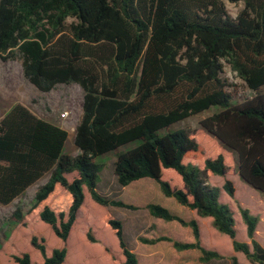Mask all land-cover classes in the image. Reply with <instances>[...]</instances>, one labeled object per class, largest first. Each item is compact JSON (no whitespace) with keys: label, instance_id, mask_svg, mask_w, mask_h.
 I'll use <instances>...</instances> for the list:
<instances>
[{"label":"trees","instance_id":"1","mask_svg":"<svg viewBox=\"0 0 264 264\" xmlns=\"http://www.w3.org/2000/svg\"><path fill=\"white\" fill-rule=\"evenodd\" d=\"M225 2L243 3L236 18ZM20 60L24 79L40 93L77 85L81 116L74 131L77 156L63 153L68 134L22 104L0 120V205L7 206L45 176L30 207L11 214L14 229L0 249L12 264H35L28 253L13 254L14 233L32 222L47 225L66 244L86 193L102 208L136 209L97 191L96 159L115 152L113 175L120 187L150 179L166 197L228 237L233 252L249 264H264L256 241L257 216L238 208L249 243L236 240L233 210L220 192L233 197L230 177L264 195V0H0V60ZM224 63L254 96L233 103ZM211 108L220 111L199 128H169ZM164 132V133H162ZM134 148L117 153L122 146ZM222 177L221 188L208 180ZM151 217L183 221L148 204ZM104 224L118 241L116 264H137L126 246L122 223L107 214ZM194 243L173 242L179 251L197 249L202 263L225 253L199 244L195 220L187 224ZM90 243L95 234L84 230ZM37 264H64L66 249L45 247L28 236ZM170 241L168 239H163ZM231 264L238 263L230 257Z\"/></svg>","mask_w":264,"mask_h":264},{"label":"rangeland","instance_id":"2","mask_svg":"<svg viewBox=\"0 0 264 264\" xmlns=\"http://www.w3.org/2000/svg\"><path fill=\"white\" fill-rule=\"evenodd\" d=\"M225 7L228 15L232 18H236L238 13L243 9V3L239 2L232 4L225 2ZM223 72V77L231 85L228 90L233 93V103H240L254 96V92L247 89L244 82L240 80L225 63ZM260 92L264 93V87L261 88ZM81 102L82 92L77 85H58L49 93H40L24 79L20 60L17 59L15 61L6 62L0 60V117L13 105L22 104L49 123L54 124L55 118L56 121L60 123L56 126L65 130L68 134L63 153L70 156H76L80 153L74 145L72 130L75 128V125L81 116ZM218 111H220V109L211 108L201 114L191 116L183 121L173 124L169 128V131H175L182 128H199V124L203 119L210 117ZM63 113H66V115L64 118H61V114ZM137 145L138 142H133L122 146L118 149L117 153L128 151ZM115 160V152L108 153L96 159V163L101 167L98 175L99 182L97 185V190L101 194L110 196L114 193L116 188H119L120 190V186L113 175V165ZM47 178L48 176L42 178L11 204L7 206L0 205V249L5 244L15 226L11 219L12 212L17 207L26 211L33 202L34 193L37 187L47 181ZM229 181L232 182L234 188L233 197H229L224 191H221L219 198L220 201L227 204L233 210L236 220L240 219L238 211L239 207L249 210L251 215L262 213V216L260 217L259 234L257 237L260 245L264 248V211L262 210L264 209V195L254 191L250 186L245 184L238 177L236 167L234 175L230 177ZM208 183L212 186L221 188L224 180L222 177H213L208 180ZM141 186H145L148 189H143L141 192ZM116 199L124 204L130 205H143L151 199L150 201L152 204L161 206L174 214H182L181 209L183 207L179 205L174 198L166 197L155 181L150 179H142L131 183L119 193ZM146 206H138L135 207L136 209L134 210L114 207L102 208L94 204L91 201L90 196L86 193L84 205L66 244L56 238L47 225L40 222H32L28 229L17 230L14 233L13 246L7 247L5 251L13 254H19L20 252L28 253L32 262L37 264L40 260V256L32 247H30L27 240L28 236L35 235L42 237L45 240V247L48 252L52 249L65 247L66 257L64 264H116L117 261L113 260L111 255L104 251L105 248H108L112 255L121 257V250L116 237L104 224V217L109 214L113 219L122 223L123 237L127 248L135 249L137 251V255L135 256L136 263L148 264L151 259L147 258V256L144 257L145 252L154 249H162L169 254L172 252L173 247L172 245L159 240L158 242L160 243L150 241L153 243L154 247H152L153 245L147 244L150 243L147 238L149 235L159 234L161 232H159L160 230L156 227H151L155 221L153 220V217L149 215ZM136 218L142 222V225L139 224V226H137ZM196 218L198 220L201 243L207 246H212L218 251L225 253V256L222 259H217L216 261L224 260L226 258L230 260L228 252H233L230 239L219 234L212 228L210 218H201L198 216ZM157 221L162 223L167 222L161 219H157ZM176 222L179 226L177 229L180 232H184L185 230L189 231L190 234L187 236V241H193L194 237L190 227L187 229L183 223ZM239 222L241 225L237 222L236 228L238 232L236 240L243 242V240L246 239V242L249 243L241 219ZM88 226L95 234L97 240L96 243H90L85 237L84 230ZM138 232L142 233V237L136 238V233ZM162 232L167 236L170 234L165 230ZM240 258L242 261L241 263L246 262L242 254ZM173 260L168 258L165 262H162V264H172ZM0 264H12L5 258V252H2L0 255Z\"/></svg>","mask_w":264,"mask_h":264},{"label":"crops","instance_id":"3","mask_svg":"<svg viewBox=\"0 0 264 264\" xmlns=\"http://www.w3.org/2000/svg\"><path fill=\"white\" fill-rule=\"evenodd\" d=\"M5 113L0 117V120L5 115ZM33 114H35V113H33ZM35 115L37 117H39V118H42V117L38 116L37 114H35ZM42 119H44V118H42ZM54 124L57 125V124H60V123H58L56 121V119L54 118ZM75 127H76V125H75ZM74 131H75V128L72 130V132H73V139H74ZM127 187H124V188H127ZM124 188L123 187H120V190H119V188H116V190L114 191V193L112 195H110V196L104 195V194H101V193L100 194L101 195H104V196H107V197H110V198H112L113 196H115L112 199L115 198V200H117L116 199L117 196L119 195L120 192H122L124 190ZM141 189H142L141 190V192H142L143 189H148V188L145 187V186H141ZM150 200L147 201L146 203H144L143 205H132V206H134V207L146 206V205H148V204L151 203ZM128 205H130V204H128ZM110 208H112V207H110ZM181 210H182V214H179V213L174 214L172 212L171 213L174 214L175 216L179 217L183 221V224H184V226H186L187 229L189 228V226L187 224L189 223L190 220H195L197 222V224H198V220L196 218L197 216H196V214H195L194 211L188 210L185 207H183ZM262 210L264 211V209H262ZM253 216H257L259 218V222H258L257 227H256V236H255L256 241L259 243V240H258V237L257 236L259 234L260 217L262 216V213H255ZM153 220L155 222L153 223V225L151 227H156L157 229L160 230L159 232H161V233L149 235V237H147L148 238V241L149 242L150 241H156V243H160V242H158V240H159V241H162L164 243H168V244L172 245L173 248H172V252H170L169 254L165 250H162V249L161 250L160 249H154V250H149V251L145 252L144 253V257L147 256V258H150L151 259L148 262V264H162V262H165L168 258H171L172 260L174 259L172 261L173 262L172 264H231L230 260H228L227 258L224 259V260H219V261H216L217 259H213V260H210L208 262L202 263L199 260L200 253H199V251L197 249H193V250H182V251L177 250L176 248H174L173 242H179V243H183V244L184 243H194L195 242V240H193V241H187L188 240V237L187 236H189V234H190L189 231H186L185 230L184 232H180L177 229L179 226H178V224H177L176 221H171V222H168V223L167 222L162 223L160 221H157V219H154L153 218ZM239 220L240 219L236 220V223L238 222L239 225H241V223L239 222ZM136 223H137V226H139V224L142 225V222L140 220H138L137 218H136ZM198 227H199V225H198ZM164 230L167 233H170V234L168 236L167 235H164V232H162ZM199 232H200V230H199ZM185 236L187 237V239H186ZM138 237H142V233L141 232L136 233V238H138ZM163 239H168L170 241H165ZM243 242L246 243V239H244ZM144 243H147V242H144ZM147 244L148 245H153L152 242L147 243ZM199 244L201 245V247H203V248H205L207 250H217V249H215L212 246H207V245L202 244L201 241H200V238H199ZM152 247H154V245ZM129 250H131V252L135 256L137 255V251L135 249H129ZM228 253L227 254L230 255V257H236L238 263H240V264H249L247 261L245 263H241L242 262L241 261V258H240L241 253H235V252H228Z\"/></svg>","mask_w":264,"mask_h":264},{"label":"built area","instance_id":"4","mask_svg":"<svg viewBox=\"0 0 264 264\" xmlns=\"http://www.w3.org/2000/svg\"><path fill=\"white\" fill-rule=\"evenodd\" d=\"M65 115H66V113H63V114H61V118H64V117H65Z\"/></svg>","mask_w":264,"mask_h":264}]
</instances>
